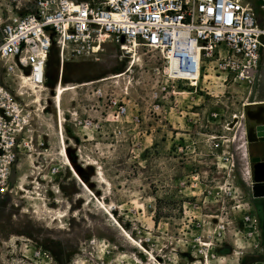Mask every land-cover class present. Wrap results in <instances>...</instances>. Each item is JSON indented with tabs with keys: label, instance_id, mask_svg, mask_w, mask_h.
<instances>
[{
	"label": "rangeland",
	"instance_id": "rangeland-1",
	"mask_svg": "<svg viewBox=\"0 0 264 264\" xmlns=\"http://www.w3.org/2000/svg\"><path fill=\"white\" fill-rule=\"evenodd\" d=\"M243 1L264 19L262 0ZM31 2L0 0V28ZM137 53L110 44L66 61L65 82L106 80L62 96L68 157L102 209L58 155L51 87L60 52L51 51L42 106L30 91L22 97L33 150L0 195V264H264V198L252 195L253 150L233 124L238 117L246 126V106L264 102V51L248 78L208 71L191 85L196 92L155 76L156 53ZM131 62L129 74L112 78ZM96 87L126 103L119 123L104 121ZM158 88L161 109L153 110ZM247 214L258 233L248 234Z\"/></svg>",
	"mask_w": 264,
	"mask_h": 264
},
{
	"label": "built area",
	"instance_id": "built-area-1",
	"mask_svg": "<svg viewBox=\"0 0 264 264\" xmlns=\"http://www.w3.org/2000/svg\"><path fill=\"white\" fill-rule=\"evenodd\" d=\"M263 41L264 19L243 0H32L0 28V195L8 192L20 157L33 150L31 116L22 97L28 87L45 86L54 48L68 58L92 57L95 48L103 51L110 44L123 55L135 48L154 52L161 63L153 68L155 76L196 92L200 85H191L208 71L248 78L261 60ZM164 90L151 94L153 110L161 109ZM94 94L104 99V121L116 124L126 116L125 102L106 98L101 87ZM240 132L246 140L244 120ZM245 224L249 235L258 233L252 214Z\"/></svg>",
	"mask_w": 264,
	"mask_h": 264
},
{
	"label": "bare ground",
	"instance_id": "bare-ground-1",
	"mask_svg": "<svg viewBox=\"0 0 264 264\" xmlns=\"http://www.w3.org/2000/svg\"><path fill=\"white\" fill-rule=\"evenodd\" d=\"M57 49L60 52V55H59V68H58V73H57L55 84L51 87V89L53 91V95L51 96V100H53V104H54V106H53L54 116H53V119H52V123H53V128H54V131H55V135L57 137L58 155L61 158H63L64 164L69 168V170L71 171L73 177L75 179H77L80 182V185L84 188V190L86 192H88L90 194V196L93 197L94 194H93L92 190L88 187V185L79 176V174L77 173V171L73 167V165H72V163H71V161H70V159L68 157V154H67V143H66V138L64 136V132H63V128L64 127L62 125V96H63L64 93L69 92V91L74 90V89H77L78 87L85 86L87 84H93V83H97V82H102V81H106V80H105V78H102V79H99L97 81H92V82L84 83V84L65 82V69H66L65 67H66V61H67L68 57L65 56L64 51L62 49H60V47L57 48ZM138 50L140 51V49H138ZM100 51H101V49L95 48V51H94V53H96L95 55L99 54ZM132 52H133V57L135 59V57L138 54L137 53V49L136 48L135 49H131L130 51H128L127 55H129V57H131L132 56ZM133 66H134V64L132 65V62H131L129 64V66L125 70L112 74V78L113 79H119L121 77L126 76L127 74H129L131 72ZM200 78H201V75H200ZM43 88L41 90H38V89H33L32 87H28L27 92L25 94L28 97L29 91L31 93H33L34 96H35L34 97L35 98L34 99V103L40 104L39 106H42V103H41V99H42L41 96L42 95L41 94H42V92L44 90ZM255 102H259V101H255ZM239 119L240 118H238V117H235L233 119L234 126L236 125V123H237V125L240 124V126H242L241 120H239ZM245 144H246V142H245ZM245 144H244V147H243L244 148V152H245L244 156H245V158H247L246 157ZM17 177H18V174H17ZM18 179L19 178H17V180L15 181L14 184L18 183L17 182ZM18 189L21 190L22 186L20 188H18ZM94 198L96 199L98 205L102 209L106 208L103 205V203L95 195H94ZM111 217H113V216H111ZM128 239L130 241H133L130 236H128ZM151 258H153V257H151Z\"/></svg>",
	"mask_w": 264,
	"mask_h": 264
},
{
	"label": "water",
	"instance_id": "water-1",
	"mask_svg": "<svg viewBox=\"0 0 264 264\" xmlns=\"http://www.w3.org/2000/svg\"><path fill=\"white\" fill-rule=\"evenodd\" d=\"M262 108H264V105ZM245 115L251 121V123L246 126L247 143L257 142L259 138L264 137V118L262 117V119H259V116H262L261 114L250 117L248 111L245 112ZM252 180L253 185L251 190L253 197L264 198V156L260 158L259 162L252 165ZM15 181L16 172L13 170L10 174V184H14Z\"/></svg>",
	"mask_w": 264,
	"mask_h": 264
},
{
	"label": "flooded vegetation",
	"instance_id": "flooded-vegetation-1",
	"mask_svg": "<svg viewBox=\"0 0 264 264\" xmlns=\"http://www.w3.org/2000/svg\"><path fill=\"white\" fill-rule=\"evenodd\" d=\"M263 105H264V102H262V101L261 102H252L251 104L246 106L245 112L248 111L250 117H255L256 115H258V114L260 115L261 114L262 116H259V119H262V117L264 118V115H263L264 108H262ZM245 117H246V120H247V124H246V126H247L248 124L251 123V121L247 118L246 115H245ZM247 144L249 146V150H251V151L253 150V153L256 150L258 152H262V154H260V156L257 159H255L254 157L253 158H249V160H252V165H253V164L259 162L260 158L262 156H264V149H262V147H261L260 140H258L257 142L247 143ZM251 151H250L249 155H251ZM251 168H252V166H251Z\"/></svg>",
	"mask_w": 264,
	"mask_h": 264
},
{
	"label": "crops",
	"instance_id": "crops-1",
	"mask_svg": "<svg viewBox=\"0 0 264 264\" xmlns=\"http://www.w3.org/2000/svg\"><path fill=\"white\" fill-rule=\"evenodd\" d=\"M259 140H260V142H261V147H262V149H264V137L259 138ZM245 148H246V147H245ZM247 148H248V154H250L249 146H248ZM246 153H247V151H246ZM253 154H254V158L257 159V158L260 156V154H262V152H258V151L256 150V151H254Z\"/></svg>",
	"mask_w": 264,
	"mask_h": 264
}]
</instances>
